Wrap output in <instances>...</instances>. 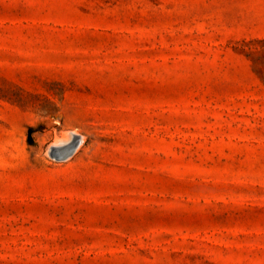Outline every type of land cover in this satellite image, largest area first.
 Masks as SVG:
<instances>
[{"label":"rangeland","instance_id":"1","mask_svg":"<svg viewBox=\"0 0 264 264\" xmlns=\"http://www.w3.org/2000/svg\"><path fill=\"white\" fill-rule=\"evenodd\" d=\"M0 264H264V0H0Z\"/></svg>","mask_w":264,"mask_h":264},{"label":"bare ground","instance_id":"2","mask_svg":"<svg viewBox=\"0 0 264 264\" xmlns=\"http://www.w3.org/2000/svg\"><path fill=\"white\" fill-rule=\"evenodd\" d=\"M67 142V141H66ZM66 144V143H65ZM77 145H75V147L73 148V150H76L77 149V146H78V143H76ZM70 149H71V147H70ZM69 149V150H70Z\"/></svg>","mask_w":264,"mask_h":264}]
</instances>
